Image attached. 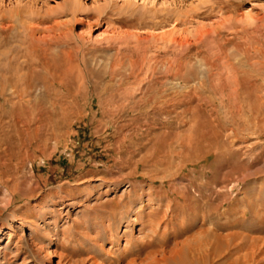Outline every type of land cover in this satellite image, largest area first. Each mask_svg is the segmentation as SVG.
<instances>
[{
    "label": "rangeland",
    "instance_id": "374dc122",
    "mask_svg": "<svg viewBox=\"0 0 264 264\" xmlns=\"http://www.w3.org/2000/svg\"><path fill=\"white\" fill-rule=\"evenodd\" d=\"M0 234V264H264V0H0Z\"/></svg>",
    "mask_w": 264,
    "mask_h": 264
},
{
    "label": "bare ground",
    "instance_id": "6f19581e",
    "mask_svg": "<svg viewBox=\"0 0 264 264\" xmlns=\"http://www.w3.org/2000/svg\"><path fill=\"white\" fill-rule=\"evenodd\" d=\"M3 233V232H2ZM219 234V233H218ZM218 234H216V237H218V238H221V237H227V236H221V235H218ZM201 236H203V235H201ZM231 238V237H230ZM1 239H2V235L0 234V243H1ZM128 247V246H127ZM202 246H200V248H201ZM182 248V247H181ZM255 248V247H254ZM196 250H198L199 251V248H198V246H196V248H195ZM242 250V249H241ZM173 252V251H172ZM215 252V251H214ZM55 255V253L53 252V253H50V255ZM175 254V253H174ZM174 256V255H173ZM4 257H5V253H4V251L0 248V261H2V258L4 259ZM153 258V257H152ZM155 258H157V257H155ZM236 259V258H235ZM252 259V258H251ZM237 260V259H236ZM234 261V260H233ZM241 261V260H240ZM235 262V261H234ZM233 262V263H234ZM237 262V261H236ZM129 263V262H128ZM151 262H149V264H150ZM57 264H67V263H64V257H63V255L62 254H60V256H59V260H58V263ZM95 264H99V263H97V262H95ZM130 264H139V262L136 260V259H132L131 261H130ZM235 264V263H234ZM245 264V263H244Z\"/></svg>",
    "mask_w": 264,
    "mask_h": 264
}]
</instances>
